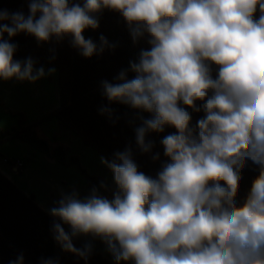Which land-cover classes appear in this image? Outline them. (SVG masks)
I'll return each instance as SVG.
<instances>
[{"label":"clouds","instance_id":"obj_1","mask_svg":"<svg viewBox=\"0 0 264 264\" xmlns=\"http://www.w3.org/2000/svg\"><path fill=\"white\" fill-rule=\"evenodd\" d=\"M28 9L27 16L0 9V80L34 83L56 71L34 68L31 57L14 60L17 45L5 34L26 33L38 43L68 38L91 58L116 47L103 35L99 44L83 35L110 10L127 23L133 43L147 37L150 47L116 83L102 81V95L151 114L135 128L142 154L154 147L150 132L176 129L161 140L168 161L155 178L138 170L128 146L110 161L101 157L113 174L112 199L95 187L83 198L75 189L61 193L47 209L60 248L87 262L92 243L77 248L74 240L90 237L115 264H264V0H30ZM181 104L204 113L198 130ZM99 112L111 116L112 109ZM248 162L258 175L238 206ZM9 264H25L23 253Z\"/></svg>","mask_w":264,"mask_h":264},{"label":"trees","instance_id":"obj_2","mask_svg":"<svg viewBox=\"0 0 264 264\" xmlns=\"http://www.w3.org/2000/svg\"><path fill=\"white\" fill-rule=\"evenodd\" d=\"M30 0H0V9L10 13L23 12L29 14ZM80 2L82 0H72ZM99 17L98 29H86L83 33L86 39H92L99 44L103 35L114 50L106 49L102 55L84 58L73 48L68 38L61 43H38L34 36L20 33L12 38L5 34L4 39L17 45L13 59L24 61L31 57L34 68H55L57 72V107L51 113L57 124L69 131L83 146L89 148L99 158L107 160L114 158V153L123 152L131 146L133 159L138 170L146 175L156 177L161 165L168 161L164 155L161 140L176 129L165 126L162 133L150 132L146 140L153 142L151 153L142 154L135 141V128L151 114L135 110L119 103H109L102 95L101 82L104 80L116 83V77L121 70L129 68L130 61L138 60L141 49H148L147 37L133 43L129 27L121 15L110 10H103ZM259 12L256 13V18ZM8 23V22H4ZM215 67V66H213ZM215 76V72L213 73ZM134 74L129 72L128 78ZM201 102L197 101V106ZM108 106L112 114H100L99 109ZM191 114L190 127L198 130L197 122L204 117L203 112H195L192 108L182 105ZM18 129L8 133L6 139H16L37 149L47 160L65 165L67 151L64 147L56 146L52 150L45 139L36 132L35 125H26L21 115H18ZM0 132V137L1 136ZM4 139V136H3ZM2 140V139H1ZM1 142V141H0ZM159 153L160 159L152 160V155ZM69 164L78 163L77 158L70 157ZM87 190L91 193L93 187L100 195H108L109 187L101 179L88 175L84 170ZM258 175L256 166L248 162L241 172L242 179L236 195L237 205H241ZM101 182L107 187L101 188ZM223 184V182H221ZM52 218L38 207L33 196L25 195L3 174L0 173V264H9L18 254L23 253L25 264H41V259H58L59 264H111L96 252H92L87 262L68 252H64L55 242L51 233ZM77 248L82 247L74 240Z\"/></svg>","mask_w":264,"mask_h":264},{"label":"rangeland","instance_id":"obj_3","mask_svg":"<svg viewBox=\"0 0 264 264\" xmlns=\"http://www.w3.org/2000/svg\"><path fill=\"white\" fill-rule=\"evenodd\" d=\"M44 70L47 73L48 69ZM56 107V71L34 83L16 79L0 80V172H3L5 177H10L11 183L25 195L33 196L35 204L46 214L47 209L53 207L54 202L60 199L62 192L70 193L75 189L81 198L90 194L81 170L104 181L109 187V194L103 196L112 199V193L115 191L112 172L101 163V158L57 124L56 119L51 116ZM18 115L22 116L26 125H35L40 134L48 139L50 150L56 146L66 149L65 165L47 160L37 149L34 151L19 140H5L8 133L18 129ZM70 157L77 158L78 163L69 164ZM15 161L22 163L20 169L13 167ZM51 218L53 220V217ZM65 228L68 230L67 226ZM76 241L82 246L91 242L93 252L115 264L100 240L80 237Z\"/></svg>","mask_w":264,"mask_h":264},{"label":"crops","instance_id":"obj_4","mask_svg":"<svg viewBox=\"0 0 264 264\" xmlns=\"http://www.w3.org/2000/svg\"><path fill=\"white\" fill-rule=\"evenodd\" d=\"M36 130V132L42 137V139H45L46 141H47V143H48V145H50V143H49V141H48V139L46 138V137H44L42 134H40V132L37 130V129H35ZM78 141V140H77ZM22 143H24V142H22ZM26 144V143H25ZM28 145V144H27ZM29 146V145H28ZM85 147V146H84ZM32 148V147H31ZM85 148H87V147H85ZM89 149V148H88ZM32 150H34V148H32ZM68 150H69V148H68ZM90 150V149H89ZM35 151V150H34ZM71 154V153H70ZM0 173H2L3 174V172H0ZM8 180H10V182H11V178L10 177H6ZM48 215V214H47ZM49 216V215H48ZM50 217V216H49ZM51 218V217H50ZM107 260L111 263V264H113L108 258H107Z\"/></svg>","mask_w":264,"mask_h":264},{"label":"built area","instance_id":"obj_5","mask_svg":"<svg viewBox=\"0 0 264 264\" xmlns=\"http://www.w3.org/2000/svg\"><path fill=\"white\" fill-rule=\"evenodd\" d=\"M4 163H6L5 160H4ZM13 165H14L13 166L14 168H18V169H20L22 167V163L20 161L13 162Z\"/></svg>","mask_w":264,"mask_h":264}]
</instances>
